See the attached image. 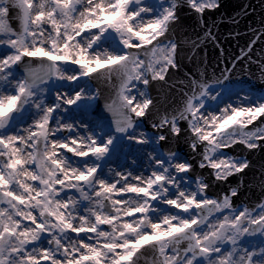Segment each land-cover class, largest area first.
Returning a JSON list of instances; mask_svg holds the SVG:
<instances>
[{
    "label": "snow or ice",
    "instance_id": "obj_1",
    "mask_svg": "<svg viewBox=\"0 0 264 264\" xmlns=\"http://www.w3.org/2000/svg\"><path fill=\"white\" fill-rule=\"evenodd\" d=\"M221 7L0 0V264H264V170L236 203V149L264 152V92L238 86L253 67L264 84V0L241 54L210 66Z\"/></svg>",
    "mask_w": 264,
    "mask_h": 264
},
{
    "label": "water",
    "instance_id": "obj_2",
    "mask_svg": "<svg viewBox=\"0 0 264 264\" xmlns=\"http://www.w3.org/2000/svg\"><path fill=\"white\" fill-rule=\"evenodd\" d=\"M261 2L262 0H221L222 7L219 11L215 13H205V22L209 25L215 23L213 32L216 35L220 45V47H217L214 43L209 42L206 49L201 51L202 56H204L206 53V59L210 66H215L222 58L221 48H223V56L227 58H234L241 54L240 50L245 48L251 39L249 24L251 23L252 27H259L258 21L261 15ZM245 5H251L256 9V12L251 14L250 17L244 16L241 9ZM233 17L238 18V24H234L232 22V19L230 18ZM252 21H256V23H252ZM179 23L184 29L187 30L186 34L188 35L194 34L192 32L193 29H195L197 32L201 31L198 17L188 8L181 9ZM235 33H239V35H235ZM255 51H260L259 44ZM221 67H223V64H221ZM252 71L254 73L252 79H248L245 76L243 78L244 84L238 86L246 85L254 89L257 93L264 92V84H261L259 79V69L253 67ZM102 106L103 101L101 100L97 111L102 109ZM178 150L183 155L188 153L187 147L183 144L178 146ZM236 153L248 156V159L252 164V167L246 170L247 176L245 177V184H252V187L250 190L247 188L242 189L241 195L236 200V203L241 204L258 201L260 193L256 185L259 183V174L261 170H264V152L248 154L247 152H242L240 148H237ZM229 183L235 184L236 179L230 178ZM147 255L150 258V254Z\"/></svg>",
    "mask_w": 264,
    "mask_h": 264
},
{
    "label": "rangeland",
    "instance_id": "obj_3",
    "mask_svg": "<svg viewBox=\"0 0 264 264\" xmlns=\"http://www.w3.org/2000/svg\"><path fill=\"white\" fill-rule=\"evenodd\" d=\"M117 163H119V164H121V165H123V164H125L126 163V161L125 160H123V159H121L120 161H118ZM127 163H131V158H129L128 159V161H127Z\"/></svg>",
    "mask_w": 264,
    "mask_h": 264
}]
</instances>
